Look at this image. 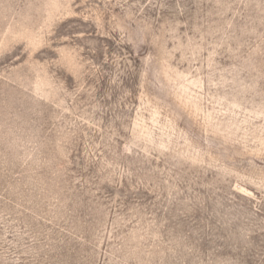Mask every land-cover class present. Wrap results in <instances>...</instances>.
Wrapping results in <instances>:
<instances>
[{
  "label": "rangeland",
  "instance_id": "obj_1",
  "mask_svg": "<svg viewBox=\"0 0 264 264\" xmlns=\"http://www.w3.org/2000/svg\"><path fill=\"white\" fill-rule=\"evenodd\" d=\"M0 264H264V0H0Z\"/></svg>",
  "mask_w": 264,
  "mask_h": 264
}]
</instances>
